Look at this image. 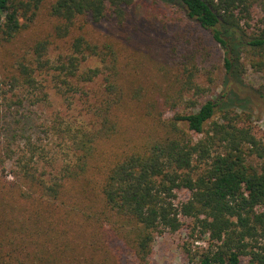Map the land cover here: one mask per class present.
I'll return each instance as SVG.
<instances>
[{
    "label": "trees",
    "instance_id": "16d2710c",
    "mask_svg": "<svg viewBox=\"0 0 264 264\" xmlns=\"http://www.w3.org/2000/svg\"><path fill=\"white\" fill-rule=\"evenodd\" d=\"M158 1L223 51L217 98L200 104L208 89L191 72L170 91L131 80L126 38L93 36L105 22L126 31L134 0H0V100L37 91L47 76L89 116L88 125L55 127L68 155L53 173L31 138L16 157L0 147V264H150L156 237L183 228L186 244L205 242L185 249L191 262L264 264V138L238 112L243 74L264 72V0ZM43 15L50 34L25 43ZM48 38L65 46L54 63ZM89 60L97 66L84 67ZM188 94L198 108L182 113ZM257 98L264 105V93Z\"/></svg>",
    "mask_w": 264,
    "mask_h": 264
},
{
    "label": "rangeland",
    "instance_id": "374dc122",
    "mask_svg": "<svg viewBox=\"0 0 264 264\" xmlns=\"http://www.w3.org/2000/svg\"><path fill=\"white\" fill-rule=\"evenodd\" d=\"M54 1L44 0V6ZM130 10L126 31L124 28L117 29L105 22L96 27L93 36L98 40L126 38V56L127 60L128 58L130 60L131 80L145 82L152 90H158V86L161 85V90L170 91L173 89L168 85L169 81H175V76L180 78L177 77L179 81L185 77L182 79L184 81L191 72L193 83L208 89V92L200 98V104L207 99L217 98L225 90L223 51L209 33L186 20L176 7L158 0H134ZM132 10L138 14L136 23L132 19ZM50 32V21L43 15L29 27L21 39L27 43L30 35L45 37ZM48 39L51 42L49 57L54 63L60 55L65 54V46L62 41ZM21 48L26 49L27 44H21ZM95 66L97 63L93 60L87 61L84 65L86 68ZM186 67L185 75L182 70ZM49 78L47 76L37 78L40 83L37 91L19 89L14 92L16 95L8 93L6 100H0V147H11L16 157L24 148L25 139L31 138L43 151L44 160L39 164L41 169L53 173L68 155V148L56 136L55 127L59 130L66 125L73 127L80 124L88 125L89 116L79 113L77 102L71 108L68 107L58 93L55 81ZM99 86L101 79L98 78L93 84H89L86 90L93 95ZM240 86L239 95L245 101L239 104L242 109L238 112L250 115V124L264 138V105L257 98L258 94L264 93V72H254L248 67L242 76ZM189 96L190 94L186 95L185 102L178 106V111L183 113L197 110L198 107L191 108L186 105ZM143 123L145 122L143 121L139 126L141 127ZM132 138L137 144L139 143L137 136ZM10 164L11 162L6 164L7 168H10ZM188 222V220L184 221L186 224ZM186 234L187 230L183 228L176 233L165 232L157 236L150 264H197L196 261H190L185 249L194 251L196 247L205 246V242L190 241L186 244Z\"/></svg>",
    "mask_w": 264,
    "mask_h": 264
}]
</instances>
